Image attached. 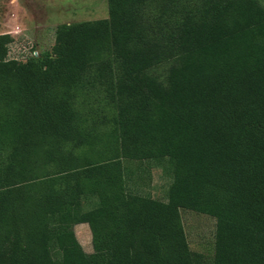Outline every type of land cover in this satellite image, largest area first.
Returning a JSON list of instances; mask_svg holds the SVG:
<instances>
[{
    "label": "trees",
    "instance_id": "trees-1",
    "mask_svg": "<svg viewBox=\"0 0 264 264\" xmlns=\"http://www.w3.org/2000/svg\"><path fill=\"white\" fill-rule=\"evenodd\" d=\"M108 5L107 32L0 69V264H207L182 210L216 220L212 264H264V6ZM166 160L163 201L129 165Z\"/></svg>",
    "mask_w": 264,
    "mask_h": 264
},
{
    "label": "rangeland",
    "instance_id": "rangeland-1",
    "mask_svg": "<svg viewBox=\"0 0 264 264\" xmlns=\"http://www.w3.org/2000/svg\"><path fill=\"white\" fill-rule=\"evenodd\" d=\"M259 1L264 6V0ZM108 20V0H0V37L8 36L12 40L8 45L0 46V69L17 70L16 63L24 65L44 60L59 41H65L64 33L70 25L85 24L88 33L93 34L107 32ZM129 166L137 173H142V176L145 175V179L149 168L151 176L161 183L173 175L169 160L160 165L135 162ZM145 182L148 185V180ZM151 192L156 198L160 195V189ZM90 208V201H86L85 211ZM182 219L191 249L204 254L207 264H212L216 220L187 210H182ZM74 231L84 251L92 253L89 225L79 224L74 227Z\"/></svg>",
    "mask_w": 264,
    "mask_h": 264
},
{
    "label": "crops",
    "instance_id": "crops-1",
    "mask_svg": "<svg viewBox=\"0 0 264 264\" xmlns=\"http://www.w3.org/2000/svg\"><path fill=\"white\" fill-rule=\"evenodd\" d=\"M148 185H147V192H151L154 190V193L160 189V195L159 198L162 199L163 201H166V190L169 187L170 183H171V179L169 178V176L167 178H165L162 183L157 179L154 178V176L152 175L151 177H148Z\"/></svg>",
    "mask_w": 264,
    "mask_h": 264
}]
</instances>
